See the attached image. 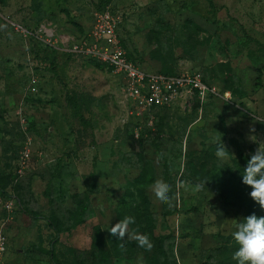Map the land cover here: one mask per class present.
I'll list each match as a JSON object with an SVG mask.
<instances>
[{
    "label": "rangeland",
    "instance_id": "1",
    "mask_svg": "<svg viewBox=\"0 0 264 264\" xmlns=\"http://www.w3.org/2000/svg\"><path fill=\"white\" fill-rule=\"evenodd\" d=\"M105 8L121 18V44L140 68L199 73L229 99L181 100L139 141L121 78L69 50L90 40ZM219 144L230 155L217 157ZM259 146L264 0H0V264H137L141 255L143 264H237V222L264 216L242 183ZM14 164L21 203L9 214ZM161 178L172 207L150 190ZM126 216L135 217L130 232L151 239L150 253L127 235L122 249L109 233Z\"/></svg>",
    "mask_w": 264,
    "mask_h": 264
},
{
    "label": "built area",
    "instance_id": "2",
    "mask_svg": "<svg viewBox=\"0 0 264 264\" xmlns=\"http://www.w3.org/2000/svg\"><path fill=\"white\" fill-rule=\"evenodd\" d=\"M120 19L109 8L101 11L97 14L90 40L77 41L70 46L69 50L103 63L121 78L123 95L132 101L134 106V111H130L129 115L139 118V124L146 122L147 126L153 127L155 122V117L151 113L153 108L172 107L181 100L192 101L198 97L200 102L204 103L209 95L229 99L228 94H222L216 86L205 83L199 73L185 70L180 71L178 75L169 76L140 68L129 58L127 50L121 44L118 33ZM14 27L20 33L27 31L19 23H15ZM41 32L48 34L43 29ZM142 129L141 125L136 127L137 138ZM30 155L31 151L26 147L17 162V176L25 174L30 165ZM16 203L15 195H11L4 203V210L9 214L12 213ZM7 244L8 240L2 225L0 228V260L7 250Z\"/></svg>",
    "mask_w": 264,
    "mask_h": 264
},
{
    "label": "clouds",
    "instance_id": "3",
    "mask_svg": "<svg viewBox=\"0 0 264 264\" xmlns=\"http://www.w3.org/2000/svg\"><path fill=\"white\" fill-rule=\"evenodd\" d=\"M216 155L224 158L230 155L228 151L219 144ZM163 156V153L161 154ZM242 183L251 188L250 198L264 210V148L260 146L251 154L246 167L242 173ZM177 189L183 188L186 191L197 193L205 188L203 183H196L194 186L178 181ZM151 192L155 198L169 207L173 205L172 186L164 179H156L151 185ZM135 223V217L126 216L119 220L108 230L121 243L119 247H125L124 238L127 235L128 240H134L137 246L146 252H151L154 244L147 234L138 231H129V226ZM232 238L237 245L233 252L232 259L237 264H264V216L258 217L255 213L241 219L237 222L235 230L231 233ZM137 264H143V256L138 257Z\"/></svg>",
    "mask_w": 264,
    "mask_h": 264
},
{
    "label": "trees",
    "instance_id": "4",
    "mask_svg": "<svg viewBox=\"0 0 264 264\" xmlns=\"http://www.w3.org/2000/svg\"><path fill=\"white\" fill-rule=\"evenodd\" d=\"M106 9V8H105ZM104 9V10H105ZM128 56H129V53H128ZM129 58H130V56H129ZM131 59V58H130ZM92 60H94V59H92ZM95 62L96 63H99V64H101L102 66H104V67H106L107 68V66L106 65H104L103 63H101V62H99V61H97V60H95ZM160 73H162V74H165V75H169V76H175V75H178L179 74V71H162V72H160ZM203 80H204V82L205 83H207L208 85L209 84H211L210 82H208L207 80H205V78L203 77ZM212 97H213V95H209L208 96V98H207V100H206V102H208L209 103V101L212 99ZM214 98H216V97H214ZM196 104H198V103H200V100H199V98L198 97H196ZM170 107H156V108H153V110L151 111V113L154 115V117H155V122H154V125H153V127H149V126H147L146 124L145 125H143V129L140 131V134H139V141H140V139H142L143 140V138H144V135L146 134V133H149V132H154V131H156L157 132V130H158V126H159V122H160V118L162 117V113L165 111V110H167V109H169ZM130 123H132V122H130ZM136 123V124H135ZM133 122L132 124L134 125V129H136L135 127H137V125H139L137 122ZM18 160V159H17ZM17 162V161H16ZM16 168V164H14L13 165V167H11V170H12V173H13V176H12V174H9V175H11L10 176V183H9V185H8V187L7 188H5V190H3V191H5V193L7 194V196L8 197H10L11 195H15V197H16V199H17V201L19 202V203H21L20 201V197H19V194L17 193V188L19 187V182H14V180H15V177H16V175H15V173H14V169ZM5 211V210H4Z\"/></svg>",
    "mask_w": 264,
    "mask_h": 264
}]
</instances>
